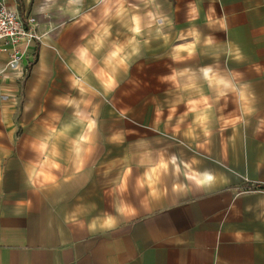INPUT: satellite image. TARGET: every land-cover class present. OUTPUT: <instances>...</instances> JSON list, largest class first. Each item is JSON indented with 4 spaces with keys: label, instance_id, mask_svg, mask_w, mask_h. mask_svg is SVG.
Masks as SVG:
<instances>
[{
    "label": "crops",
    "instance_id": "1",
    "mask_svg": "<svg viewBox=\"0 0 264 264\" xmlns=\"http://www.w3.org/2000/svg\"><path fill=\"white\" fill-rule=\"evenodd\" d=\"M4 1L0 264H264V0Z\"/></svg>",
    "mask_w": 264,
    "mask_h": 264
},
{
    "label": "built area",
    "instance_id": "2",
    "mask_svg": "<svg viewBox=\"0 0 264 264\" xmlns=\"http://www.w3.org/2000/svg\"><path fill=\"white\" fill-rule=\"evenodd\" d=\"M38 25L35 16L22 15L19 10L0 0V81L11 71L27 73L23 67L25 57L35 41L41 40ZM2 55L7 58H2ZM257 189L264 191L261 183H258Z\"/></svg>",
    "mask_w": 264,
    "mask_h": 264
},
{
    "label": "clouds",
    "instance_id": "3",
    "mask_svg": "<svg viewBox=\"0 0 264 264\" xmlns=\"http://www.w3.org/2000/svg\"><path fill=\"white\" fill-rule=\"evenodd\" d=\"M118 211H120V212H125L126 211V209L125 208H120V209H118ZM114 226V220L111 218V217H109L108 219H107V221L105 222V227H113Z\"/></svg>",
    "mask_w": 264,
    "mask_h": 264
},
{
    "label": "trees",
    "instance_id": "4",
    "mask_svg": "<svg viewBox=\"0 0 264 264\" xmlns=\"http://www.w3.org/2000/svg\"><path fill=\"white\" fill-rule=\"evenodd\" d=\"M45 20H49V18H45Z\"/></svg>",
    "mask_w": 264,
    "mask_h": 264
}]
</instances>
